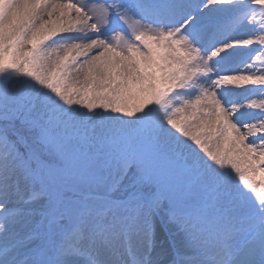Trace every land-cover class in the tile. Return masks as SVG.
I'll return each mask as SVG.
<instances>
[{"label":"snow or ice","instance_id":"snow-or-ice-1","mask_svg":"<svg viewBox=\"0 0 264 264\" xmlns=\"http://www.w3.org/2000/svg\"><path fill=\"white\" fill-rule=\"evenodd\" d=\"M0 264H264V0H0Z\"/></svg>","mask_w":264,"mask_h":264}]
</instances>
